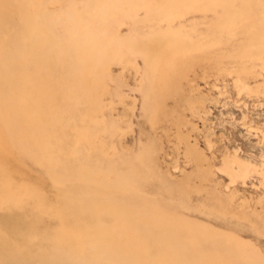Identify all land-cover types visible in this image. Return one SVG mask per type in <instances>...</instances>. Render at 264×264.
<instances>
[{"label": "bare ground", "instance_id": "bare-ground-1", "mask_svg": "<svg viewBox=\"0 0 264 264\" xmlns=\"http://www.w3.org/2000/svg\"><path fill=\"white\" fill-rule=\"evenodd\" d=\"M29 3L0 0V264H264L256 211L213 184L207 159L181 132L185 111L195 116L204 106L186 89L196 69L234 75L238 93L246 95L253 90L245 82L264 76V0L82 3L75 26L92 17V26L117 21L120 28L141 11L146 20L155 11L160 21L178 25L140 49L164 68L149 87L136 61H118L140 75L143 100L156 101L147 111L150 142L137 153L122 146L134 106L113 117L104 82L95 77L84 86L76 77L69 38L75 31L59 35L48 16L29 14ZM194 14L209 16L207 25L187 24ZM107 113L123 125L117 144L104 137L113 130ZM173 129L193 166L179 178L159 161V134ZM14 153L21 157L17 169L10 162ZM236 161L238 177L225 162L217 168L228 184L250 178L252 167Z\"/></svg>", "mask_w": 264, "mask_h": 264}, {"label": "rangeland", "instance_id": "rangeland-1", "mask_svg": "<svg viewBox=\"0 0 264 264\" xmlns=\"http://www.w3.org/2000/svg\"><path fill=\"white\" fill-rule=\"evenodd\" d=\"M29 2V14L33 17L48 16L51 23L59 27V35L75 31L71 32L69 38L73 41L70 50L72 64H76L78 68L76 77L84 86H89L95 77L104 82L110 95L105 99L104 104L105 106L108 104L106 109H113V117L131 113L134 106L132 126L125 130L122 146L131 147V151L136 153L143 150L150 142L147 111L155 106L156 101L153 98L144 101L145 89L139 94L137 87L140 75H136L133 69L122 70L118 64L122 59L127 58L136 61L137 68H142L146 87H149L157 80L164 68L162 63L154 64L141 54L140 49L142 46L145 47L150 43L157 44L158 41L166 39L177 31L178 25L160 21L155 11L146 20L141 11L120 28L117 21L107 28L92 26V17L76 22L75 26L73 18L78 12L83 11L82 0H29ZM202 17L203 15L200 14L196 17L195 14L188 15L186 21L189 20L186 23H194L196 19L195 23L199 20L200 22L197 23L203 28V25L204 27L207 25L209 16L203 17L205 20ZM136 53L138 54L135 56ZM236 79L234 75L219 74L208 68L196 69L194 73H191L186 89H192L195 95L201 96L204 106L195 116L185 111V121L181 132L190 137L188 139L190 144L201 151L207 159L214 173L213 184H217L223 193L233 195L237 203L244 202L251 210H255L254 221L261 231H264V76H257L245 82L253 90L250 95L238 93L235 87ZM125 96L129 97L125 98ZM117 97H121L123 105L120 101L114 100ZM123 97L125 99H122ZM132 99L133 103H131ZM106 119L113 130L104 136L105 140L108 143L117 144L123 125L115 123L108 113ZM159 135L163 143L159 154L162 169L167 170L174 178L190 173L193 166L185 159L183 146L177 145L175 129L167 135ZM235 159L252 167L249 169L250 178L245 182L237 181L228 184L231 182L230 179L218 172L217 168L225 162L230 173L238 177L241 169ZM10 162L12 168L17 169L21 164L20 155L12 154ZM205 217L207 221L219 224L235 223L229 218L223 219L210 215ZM245 234L249 233L246 231ZM263 243L264 240L261 239L260 245Z\"/></svg>", "mask_w": 264, "mask_h": 264}]
</instances>
